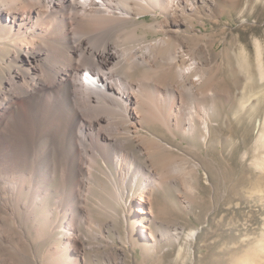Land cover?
I'll list each match as a JSON object with an SVG mask.
<instances>
[{
    "label": "bare ground",
    "instance_id": "obj_1",
    "mask_svg": "<svg viewBox=\"0 0 264 264\" xmlns=\"http://www.w3.org/2000/svg\"><path fill=\"white\" fill-rule=\"evenodd\" d=\"M234 1L0 0V264H9V244L11 264L34 259V242L17 230L23 220L39 237L41 229H63L64 242L47 249L48 261L93 264L87 256L94 251L96 261L101 255L105 264H127L124 246L106 234L112 220L131 223L126 239L133 246L130 235L142 238L137 226L146 231L142 206L152 203L153 190L179 181L195 192L202 163L175 154L176 145L150 128L174 138L198 132L209 147L217 99L231 95L218 87V52L196 24L212 4L228 2L231 13ZM149 32L159 36L149 39ZM227 48L223 58L251 79L245 49ZM255 52L262 79L259 42ZM96 172L106 183L95 184ZM56 178L58 194L45 208ZM93 187L98 201L91 203ZM129 193L137 201L131 208ZM133 208L140 215L132 219ZM152 240L142 241L158 249Z\"/></svg>",
    "mask_w": 264,
    "mask_h": 264
},
{
    "label": "rangeland",
    "instance_id": "obj_2",
    "mask_svg": "<svg viewBox=\"0 0 264 264\" xmlns=\"http://www.w3.org/2000/svg\"><path fill=\"white\" fill-rule=\"evenodd\" d=\"M228 6L231 8L232 4H212V8L205 10L204 16H200L203 25L196 24V28L205 32L202 33L203 40L206 43L213 41L212 47L218 52V87L231 95L227 102L217 99L212 116L214 121L211 122L209 147L202 146L198 132L192 136L177 134L174 138L168 133L165 134L158 125L154 127L159 129L150 128L176 145L173 148L175 154L189 157L195 163H202L197 166L199 178L194 183L197 188L194 193L189 194L177 181L175 184L165 185L160 191L153 190L152 203L146 202L142 206L145 215L142 223L146 225V231L137 226L136 234L142 238L137 241L135 234L130 235L135 242L133 246L126 239L131 223L129 225L120 216L115 218L118 221L112 220L111 223H115V226L111 224L108 227L110 232L106 234L116 241L119 250L124 246L127 264H264V76L259 78L255 62L256 43L259 42L264 65V0H235L232 14L228 11ZM222 11L225 13L221 14ZM209 15L211 16L208 17ZM145 17L151 20L153 16L148 14ZM158 36V33H148L149 39ZM232 40L233 44H230ZM226 46L230 47L231 52L235 50V53L240 52V48L245 49L251 59V79L238 72L240 70L237 63L232 62L229 65L228 60L223 58ZM242 88L243 92L240 93ZM247 96L250 97L249 100ZM242 100H246V106L240 110ZM128 147L132 149L135 145L129 144ZM135 153L138 154L137 151ZM96 177L95 184L106 183L103 175L96 172ZM59 183V178H56L49 185L53 191L43 200L45 208L52 206L58 194L56 189ZM93 190V195L89 197L91 203L98 201L97 188L93 187ZM131 197L129 193V206ZM131 203L136 205L137 201L134 199ZM127 207L125 209L128 211ZM134 209H130L129 213L132 219L140 215ZM119 213L122 216V209ZM41 214L37 212L36 222L44 225ZM103 217L105 216L98 215L101 221L110 220L107 216L108 219ZM9 224L13 228L16 225L11 219ZM21 224L23 229L17 225V230H21L34 242L30 253L35 252V256L32 261L24 260L19 264H56L55 259L48 261L44 256L47 249L64 242L63 229L53 232L41 229L40 238L31 221L23 220ZM116 231L122 236L118 238ZM153 237L159 240L158 249H150L142 241L145 239L152 243ZM89 242L96 244L98 241ZM9 245L5 246L4 253L10 254L8 257L11 264L14 260L10 256L14 249L12 244ZM98 250V253L102 251L101 248ZM93 252L88 253V259L93 260V264H105L101 255H97L96 261Z\"/></svg>",
    "mask_w": 264,
    "mask_h": 264
}]
</instances>
